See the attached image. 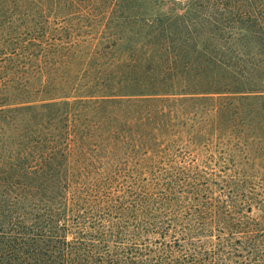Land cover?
<instances>
[{
  "label": "trees",
  "instance_id": "obj_1",
  "mask_svg": "<svg viewBox=\"0 0 264 264\" xmlns=\"http://www.w3.org/2000/svg\"><path fill=\"white\" fill-rule=\"evenodd\" d=\"M204 1L213 13L175 11L165 24L106 8L86 13L104 23L91 38L0 47L24 68L0 86L19 87L0 95L12 103L1 108L0 185L11 199L37 186L22 200H39L0 203V264H249L225 260L227 241L215 251L244 229L228 203L194 201L208 178L176 159L206 123L263 118L264 0ZM82 77L80 100L69 99ZM215 134L205 139L228 136Z\"/></svg>",
  "mask_w": 264,
  "mask_h": 264
},
{
  "label": "rangeland",
  "instance_id": "obj_2",
  "mask_svg": "<svg viewBox=\"0 0 264 264\" xmlns=\"http://www.w3.org/2000/svg\"><path fill=\"white\" fill-rule=\"evenodd\" d=\"M106 8L113 11L123 10L128 13L154 12L167 24L175 11L184 14L186 18L199 12L213 13L216 3L210 4L204 0H118L114 4L108 0H0V47L6 44L20 45L27 42L64 43L75 35L77 39L79 37L91 38V35H95L104 23L100 16L97 15L95 19H91L86 13L97 14ZM90 30L92 32H89ZM84 38L80 39L84 40ZM121 49L119 48L116 53L123 56L126 50ZM146 56L147 53L143 55V58ZM45 59L44 64L47 65L48 59ZM22 67L17 60H7V57L0 52V86L3 78L8 74L23 73L24 68ZM53 70L58 78L66 73L64 63L57 65ZM89 74L92 73H88L87 76ZM84 81L83 77L79 80L75 89L69 92V99L80 100L78 98L81 97L78 94L83 89L81 85ZM6 87V91L0 87V95L9 97L17 95L16 91L19 88L17 85L9 83ZM11 105L12 103L0 104V115L3 113L1 108ZM10 112L13 116L14 111ZM7 119L8 125L13 123L8 117ZM245 122L239 125L233 120L228 123L216 120L202 125L197 142L194 145L188 144L189 150L186 148L187 151L183 157L177 158L176 161L184 166H196L199 173L208 178L205 184L197 185L194 201H213L215 205L221 204L222 201L228 203L230 205L229 217L234 223V229H244L241 236L234 235L229 239H219L216 243L219 249L215 251L223 252L226 246L225 241H227L235 248L231 249L233 251L225 259L226 261L243 259L249 264H264V245L255 248L250 246L256 243L258 245L261 241L264 244V236L256 234L264 231V116L258 120L250 119ZM2 125L1 123L0 126ZM238 129L247 132V136H244L242 140L243 145L235 139ZM223 132L228 133L225 140L214 138L219 136L205 139L206 133L220 134ZM253 134L257 136L254 137ZM219 147L226 149L228 154H220L218 149L221 148ZM203 180L205 179L202 178L201 181ZM41 186L44 185L39 187ZM35 187L37 186L21 187L18 189L21 190V199L19 196L11 199L6 193V187L0 185V203L14 201L12 207L16 208L21 204L18 201H39L34 197L31 200H22L23 194L28 198L34 192ZM188 195L190 193H184V196ZM244 205H249L250 209L241 211L240 206ZM240 212H243L242 216ZM219 216L220 212L216 217ZM237 240L245 247H238ZM218 256L226 257V255Z\"/></svg>",
  "mask_w": 264,
  "mask_h": 264
}]
</instances>
